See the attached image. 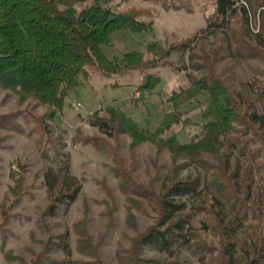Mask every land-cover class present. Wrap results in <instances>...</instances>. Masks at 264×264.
Listing matches in <instances>:
<instances>
[{
  "label": "trees",
  "instance_id": "obj_1",
  "mask_svg": "<svg viewBox=\"0 0 264 264\" xmlns=\"http://www.w3.org/2000/svg\"><path fill=\"white\" fill-rule=\"evenodd\" d=\"M112 1L0 0V86L18 93L21 102L35 99L47 111L36 116L27 107L0 115V127L23 131L17 121L22 113L26 123L35 120L37 128H49L46 118L54 120L71 91L96 74L111 78L142 70L137 92L153 94L162 77L145 70L163 59L171 65L166 58L175 49L190 51V64L177 68L187 70L189 81L173 90L168 98L172 109L156 128L142 126L122 106L109 105L105 115L99 116L97 111L90 116L93 125L116 141L111 144L107 138L97 137L118 156L117 167L128 177L123 190L147 191V197L158 204V219L134 236L127 258L132 264H147L141 252L151 245L166 252L168 258L177 257L185 247L199 254L202 262L264 264V72L253 64L264 66V11L262 30L256 32L247 0H216L206 25L187 39L169 45L152 41L145 51H125L118 58L106 51L114 34L148 31L153 22L144 20L143 13L133 7L118 10ZM257 3L264 6V0ZM240 63L249 64L252 74L246 78L236 73L238 87L232 89L228 74ZM194 103L201 108L202 121L195 122L200 132L182 142L170 130L175 124L194 123L183 118L184 106ZM121 135L131 139L132 150L152 142L159 150H168L174 162L187 158L190 162L185 165L192 163L204 172L180 178L178 165L168 173L159 192L152 184L139 185L123 164ZM65 169V175L48 170L44 178L51 196L50 214L75 201L81 190L76 178L66 176L68 166ZM183 196L190 200V213H181L186 207L179 200ZM194 215L201 226L191 224L185 231V223ZM209 233L215 237L212 241L202 237ZM62 245L68 250L66 242ZM46 259L52 264H73L53 256ZM95 262L103 264L99 254Z\"/></svg>",
  "mask_w": 264,
  "mask_h": 264
},
{
  "label": "rangeland",
  "instance_id": "obj_2",
  "mask_svg": "<svg viewBox=\"0 0 264 264\" xmlns=\"http://www.w3.org/2000/svg\"><path fill=\"white\" fill-rule=\"evenodd\" d=\"M258 1L262 0H247L251 6V25L256 32L262 30L264 11V6L257 5ZM215 3L216 0H113L111 5L118 10L133 7L143 13L144 20L153 23L150 30L140 33L116 32L112 46L106 47V51L110 57L121 58L125 51H145L152 41L169 45L187 39L206 25L207 18L215 11ZM190 57V51L175 49L166 58L171 65L164 64L163 59L147 68L145 71L158 72L162 77L153 94L142 96L137 92L142 70L134 69L111 78L96 74L89 83L71 91L54 120L46 118L50 129L37 128L35 120L26 123L22 113L17 121L23 131L0 127V264H52L46 256L72 260L73 264H95L98 254L103 264H132L127 258L132 239L158 219V204L152 195L147 197V191L123 190V181L128 177L117 167L118 156L97 137L107 138L111 144L116 141L93 125L90 116L98 112L99 116L105 115L109 105L122 106L142 126L156 128L164 113L172 109L168 98L173 90L189 81L187 70L177 68L189 65ZM253 64L254 69L259 67L264 72L263 65ZM249 67L246 63L236 64L228 74L230 88L238 87L236 73L246 78L252 74ZM20 98L18 93L0 86V115L27 107L36 116L47 112L35 99L21 102ZM183 110V118L194 123L175 124L170 131L185 142L200 132L195 122H201L202 118L196 103L185 105ZM130 140L121 135L120 154L139 185L152 184L154 191L159 192L168 173L178 165H181L180 178L204 172L192 163L185 165L190 162L187 158H179L175 163L168 150H159L152 142H143L132 150ZM67 166L66 176L76 178L81 190L75 201L50 214L51 196L44 178L48 170L65 175ZM253 176L257 179L255 168ZM179 200L186 203L181 213H190L188 197ZM191 224L201 226L199 217H191L184 230ZM202 237L209 241L215 238L212 233ZM63 241L68 250L63 247ZM88 242L90 245L86 246ZM93 250H96L94 254L88 253ZM167 255L151 245H146L141 252L147 264H215L202 262L199 254L185 247L177 257Z\"/></svg>",
  "mask_w": 264,
  "mask_h": 264
}]
</instances>
